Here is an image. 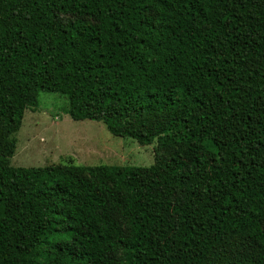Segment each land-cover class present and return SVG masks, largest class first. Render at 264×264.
<instances>
[{"label":"trees","instance_id":"1","mask_svg":"<svg viewBox=\"0 0 264 264\" xmlns=\"http://www.w3.org/2000/svg\"><path fill=\"white\" fill-rule=\"evenodd\" d=\"M40 92L154 164L11 166ZM0 264H264V0H0Z\"/></svg>","mask_w":264,"mask_h":264},{"label":"rangeland","instance_id":"2","mask_svg":"<svg viewBox=\"0 0 264 264\" xmlns=\"http://www.w3.org/2000/svg\"><path fill=\"white\" fill-rule=\"evenodd\" d=\"M38 102L37 111L25 113L15 135L17 145L11 166L154 164V143L141 146L135 140L113 136L101 122L73 121L65 113L68 100L59 93L40 92Z\"/></svg>","mask_w":264,"mask_h":264}]
</instances>
